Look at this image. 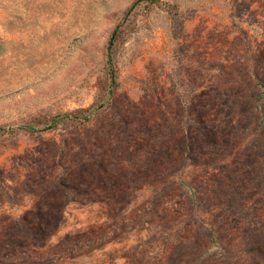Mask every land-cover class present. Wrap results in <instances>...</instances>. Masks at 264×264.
<instances>
[{
  "label": "rangeland",
  "instance_id": "1",
  "mask_svg": "<svg viewBox=\"0 0 264 264\" xmlns=\"http://www.w3.org/2000/svg\"><path fill=\"white\" fill-rule=\"evenodd\" d=\"M0 129V264H264V0H0Z\"/></svg>",
  "mask_w": 264,
  "mask_h": 264
},
{
  "label": "trees",
  "instance_id": "2",
  "mask_svg": "<svg viewBox=\"0 0 264 264\" xmlns=\"http://www.w3.org/2000/svg\"><path fill=\"white\" fill-rule=\"evenodd\" d=\"M22 127L27 128V129H31L32 128V126L30 124H24Z\"/></svg>",
  "mask_w": 264,
  "mask_h": 264
}]
</instances>
